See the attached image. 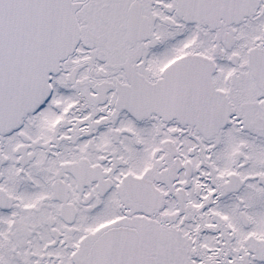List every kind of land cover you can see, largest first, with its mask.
Here are the masks:
<instances>
[{
  "label": "snow or ice",
  "instance_id": "6c2138e0",
  "mask_svg": "<svg viewBox=\"0 0 264 264\" xmlns=\"http://www.w3.org/2000/svg\"><path fill=\"white\" fill-rule=\"evenodd\" d=\"M0 264H264V0H0Z\"/></svg>",
  "mask_w": 264,
  "mask_h": 264
}]
</instances>
